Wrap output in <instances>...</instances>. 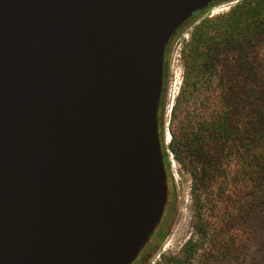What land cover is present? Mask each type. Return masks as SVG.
<instances>
[{
  "label": "water",
  "instance_id": "obj_1",
  "mask_svg": "<svg viewBox=\"0 0 264 264\" xmlns=\"http://www.w3.org/2000/svg\"><path fill=\"white\" fill-rule=\"evenodd\" d=\"M216 0H0V264H131L160 222L170 38Z\"/></svg>",
  "mask_w": 264,
  "mask_h": 264
},
{
  "label": "trees",
  "instance_id": "obj_2",
  "mask_svg": "<svg viewBox=\"0 0 264 264\" xmlns=\"http://www.w3.org/2000/svg\"><path fill=\"white\" fill-rule=\"evenodd\" d=\"M221 1L225 0H216L206 9ZM175 34L164 53L158 109L167 174L162 219L173 209L175 200L169 153L179 162L184 152H194L202 183L209 184L219 172L233 174L250 193L241 197L245 212L264 215V0H241L227 13L205 20L189 59L192 76L185 82L188 93L181 97L183 88L172 108L173 123L177 112L182 116L165 143L166 54Z\"/></svg>",
  "mask_w": 264,
  "mask_h": 264
},
{
  "label": "rangeland",
  "instance_id": "obj_3",
  "mask_svg": "<svg viewBox=\"0 0 264 264\" xmlns=\"http://www.w3.org/2000/svg\"><path fill=\"white\" fill-rule=\"evenodd\" d=\"M240 1L225 0L202 10L170 41L163 114L165 143L170 141L171 131L182 116L177 112L173 123V105L183 88L181 97L188 93L185 82L191 81L189 59L195 51L197 35L205 20L227 13ZM193 155L194 152H184L177 162L169 153L175 185L173 209L160 227L158 243L141 264H264V215L245 212L241 197L246 192L250 195L248 188L233 174L221 172L209 184L202 183Z\"/></svg>",
  "mask_w": 264,
  "mask_h": 264
},
{
  "label": "flooded vegetation",
  "instance_id": "obj_4",
  "mask_svg": "<svg viewBox=\"0 0 264 264\" xmlns=\"http://www.w3.org/2000/svg\"><path fill=\"white\" fill-rule=\"evenodd\" d=\"M162 218L160 222L158 223V225L156 226L154 232L151 234L149 240L146 242V244L143 246V248L140 250L137 257L131 264H141L143 261H145V259L149 256L150 249H152L155 246V244L158 243V240L160 238V227L164 221V219ZM155 239H156V242L154 243ZM150 262H153V261L150 260Z\"/></svg>",
  "mask_w": 264,
  "mask_h": 264
}]
</instances>
